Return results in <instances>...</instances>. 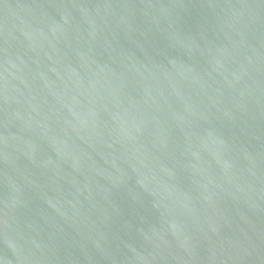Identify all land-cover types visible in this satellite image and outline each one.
I'll use <instances>...</instances> for the list:
<instances>
[{
	"label": "water",
	"instance_id": "water-1",
	"mask_svg": "<svg viewBox=\"0 0 264 264\" xmlns=\"http://www.w3.org/2000/svg\"><path fill=\"white\" fill-rule=\"evenodd\" d=\"M0 264H264V0H0Z\"/></svg>",
	"mask_w": 264,
	"mask_h": 264
}]
</instances>
